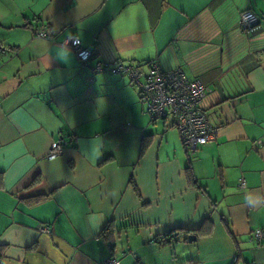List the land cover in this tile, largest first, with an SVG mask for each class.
Returning <instances> with one entry per match:
<instances>
[{
    "label": "crops",
    "instance_id": "crops-1",
    "mask_svg": "<svg viewBox=\"0 0 264 264\" xmlns=\"http://www.w3.org/2000/svg\"><path fill=\"white\" fill-rule=\"evenodd\" d=\"M0 45L1 264H264V0H0ZM97 62L199 80L216 139L186 155Z\"/></svg>",
    "mask_w": 264,
    "mask_h": 264
},
{
    "label": "built area",
    "instance_id": "built-area-1",
    "mask_svg": "<svg viewBox=\"0 0 264 264\" xmlns=\"http://www.w3.org/2000/svg\"><path fill=\"white\" fill-rule=\"evenodd\" d=\"M258 25V19L251 11L240 14L239 28L248 33ZM46 38L44 30L36 34ZM65 44L74 52L81 66H87L91 59L96 58L93 51L81 48L77 38L66 40ZM4 48L0 45V53ZM95 69L113 74L122 73L129 83L136 88L141 105L145 108L152 121L162 120L172 116L184 153L191 156L217 136V129L213 127L203 108L207 96V89L199 80H190L180 69L162 70L156 63H150L147 72L131 65L116 62L114 66L97 62ZM65 140L59 137L49 148L46 158L54 159L62 154ZM243 185V183H242ZM44 226L40 232L48 233ZM254 237L261 241L264 231H255ZM106 264H112L107 262Z\"/></svg>",
    "mask_w": 264,
    "mask_h": 264
},
{
    "label": "trees",
    "instance_id": "trees-1",
    "mask_svg": "<svg viewBox=\"0 0 264 264\" xmlns=\"http://www.w3.org/2000/svg\"><path fill=\"white\" fill-rule=\"evenodd\" d=\"M186 172H187V177L191 179V174H190L189 168H187ZM41 200H42V198H37L35 201H32V202L37 203ZM203 225H204V223H203ZM108 228L109 227H105L100 234V236L103 239L107 238L108 231H109ZM202 228H203V226H202ZM201 229L198 231H195V232L188 231V230H168L164 234L158 235L157 237H155L154 242L158 245H169L173 242L178 241V239L182 238V237L185 241H187V236L192 234V233H196L198 235V237L202 236L203 233H201ZM3 258H4V249L2 246H0V264L2 263Z\"/></svg>",
    "mask_w": 264,
    "mask_h": 264
},
{
    "label": "water",
    "instance_id": "water-1",
    "mask_svg": "<svg viewBox=\"0 0 264 264\" xmlns=\"http://www.w3.org/2000/svg\"><path fill=\"white\" fill-rule=\"evenodd\" d=\"M195 239H196L195 236H188V241H189V242H192V241H194Z\"/></svg>",
    "mask_w": 264,
    "mask_h": 264
},
{
    "label": "bare ground",
    "instance_id": "bare-ground-1",
    "mask_svg": "<svg viewBox=\"0 0 264 264\" xmlns=\"http://www.w3.org/2000/svg\"><path fill=\"white\" fill-rule=\"evenodd\" d=\"M82 48V47H81Z\"/></svg>",
    "mask_w": 264,
    "mask_h": 264
}]
</instances>
